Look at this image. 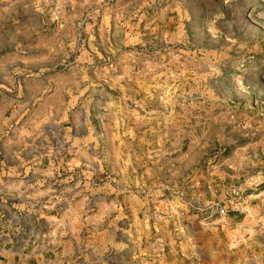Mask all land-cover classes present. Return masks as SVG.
<instances>
[{"label":"crops","instance_id":"crops-1","mask_svg":"<svg viewBox=\"0 0 264 264\" xmlns=\"http://www.w3.org/2000/svg\"><path fill=\"white\" fill-rule=\"evenodd\" d=\"M72 2L75 38L84 44L74 62L60 69L35 62L33 42L16 47L15 38L4 41L0 32V264H251L264 256L251 223L253 200L228 178L198 181L190 193L180 194L172 204L177 221L161 229L152 260L146 242L136 244L125 234L113 244L87 245L88 254L80 256L75 231L131 230L130 171L116 157L128 145L121 139L117 146L116 140L133 127L117 126L114 105L136 103L138 109L125 116L138 120L141 134L148 92L163 85L164 70H172L165 43L185 26L184 18L170 16L172 4L143 2V13L134 18L108 10L102 18H81L83 1ZM70 36L61 38L67 43ZM20 53L29 61H18ZM117 163L123 168L118 179ZM88 167L91 172L83 169ZM80 171L94 178L82 177L73 187L68 174L80 180ZM122 196L124 204L117 206ZM117 214L123 215L122 227ZM106 216L108 223H102Z\"/></svg>","mask_w":264,"mask_h":264},{"label":"rangeland","instance_id":"rangeland-1","mask_svg":"<svg viewBox=\"0 0 264 264\" xmlns=\"http://www.w3.org/2000/svg\"><path fill=\"white\" fill-rule=\"evenodd\" d=\"M82 1L81 18H102L107 10L134 18L143 13V2L153 1L158 8L172 4L170 16L184 18L185 29L165 43L170 46L172 70H164L165 83L148 92L141 134L135 129L138 120L125 116L138 109L136 103L120 100L114 105L117 126L133 127L127 135L117 134L116 140L117 146L123 140L128 145L116 150V157L122 165L126 161L130 171L131 230L75 231L72 238L78 236L83 246L80 256L88 254L87 245L113 244L125 234L136 244L146 242L148 261L152 260L158 254L161 229H171L177 221L172 204L198 181L212 178L233 180L250 195L251 223L264 255V0ZM76 9L72 0H52L51 5L43 0H0V32L4 31V41L15 38L16 47L27 48L33 42L35 62L49 61L60 69L74 62L84 44V38H75L77 29L71 21ZM66 33L71 35L67 43L61 38ZM49 38L51 57L45 47ZM9 56L15 60L14 47ZM18 58L29 61L22 53ZM118 165L117 179L123 176ZM90 174L80 171L79 180L69 173L68 182L79 187L82 177L94 178ZM119 204L123 206V196ZM115 217L122 227L123 215ZM107 218L101 222L108 223ZM251 264H264V256L253 258Z\"/></svg>","mask_w":264,"mask_h":264}]
</instances>
